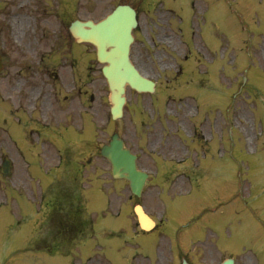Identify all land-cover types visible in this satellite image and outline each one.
<instances>
[{
    "label": "rangeland",
    "instance_id": "1",
    "mask_svg": "<svg viewBox=\"0 0 264 264\" xmlns=\"http://www.w3.org/2000/svg\"><path fill=\"white\" fill-rule=\"evenodd\" d=\"M121 1L85 0L80 17L99 20ZM126 1L140 7L132 59L159 86L153 94L128 88L124 115L113 120L102 64L95 48L87 44L86 89L94 100L86 96L85 109L81 107L86 110L85 129L77 117L80 104L70 109L63 90L45 111L40 104L20 99L15 76L19 23L0 22V56L6 66L0 73V165L6 155L15 167L11 179L0 180V245L17 239L21 250L10 261L17 264H129V260L158 264L163 260L160 256L165 264H175V244L169 233L211 209L215 214L192 224H197V231L189 229L181 237V242L186 237L183 247L195 264H218L231 255L237 264H264V0H160L173 14L172 25L189 37L188 44L185 37H160V45L152 41V37L158 39L152 30L155 21L162 23L155 9L146 13L142 0ZM167 17L164 13L163 18ZM194 30L200 35L196 43ZM189 47L197 55L186 64L189 74L171 82L178 73L177 59L189 55ZM37 83L41 91H52L47 81L38 77ZM115 131L138 153L139 166L157 180L139 198L127 181L112 177L110 163L99 152ZM64 132L75 135L72 143L78 142L64 153L68 160L78 158L83 164L81 183L73 182L72 187L85 188L93 233L70 254L49 255L34 250L30 242L37 211H46L40 196L56 170L45 168L41 177L30 182L23 166L58 164L57 151L62 154L67 147L53 143L47 149L46 142ZM28 152L43 159L34 161ZM136 202L158 219L173 214L169 231L163 229L156 238L154 234L135 237ZM76 213L72 207L70 216ZM9 222L17 223V230H7Z\"/></svg>",
    "mask_w": 264,
    "mask_h": 264
},
{
    "label": "flooded vegetation",
    "instance_id": "2",
    "mask_svg": "<svg viewBox=\"0 0 264 264\" xmlns=\"http://www.w3.org/2000/svg\"><path fill=\"white\" fill-rule=\"evenodd\" d=\"M74 3L75 0H0V20L8 23L14 19L19 23L20 33L17 39L19 49L15 76L20 97L23 98L28 90H37L40 94L36 98H45L41 101L43 109H50L59 90L65 92L73 90L72 93L78 96L80 110L86 105V89L83 88L87 70L86 47L72 37L69 28L72 17L77 18L75 14L79 15L83 10L84 1ZM133 7L139 15V8ZM145 11L151 13L149 9ZM156 13H158L157 20L163 23L162 25L155 21V27L152 28L158 39L164 36L170 38L173 35L171 30L177 35H182V29L171 23V10L159 11L156 8L154 14ZM164 13L167 14V19L163 18ZM38 77L42 82L47 81L52 91L48 93L41 91L37 83ZM68 135L67 132L57 134L59 146L68 147L70 139ZM62 162L63 169L69 167L68 161L62 159ZM5 226L11 231L13 228L17 230L18 225L15 223ZM19 249L16 238L13 242L4 241L0 245V264H11V260L17 259ZM177 254L181 258V264L182 254L180 251ZM129 264L134 262L129 261Z\"/></svg>",
    "mask_w": 264,
    "mask_h": 264
},
{
    "label": "water",
    "instance_id": "3",
    "mask_svg": "<svg viewBox=\"0 0 264 264\" xmlns=\"http://www.w3.org/2000/svg\"><path fill=\"white\" fill-rule=\"evenodd\" d=\"M135 16L131 7L120 5L98 22L76 20L71 25L73 36L78 41L92 43L97 49L98 60L106 63L102 71L109 85L114 119L123 115L126 85L140 92L153 91V83L141 75L130 60L132 29L137 25ZM101 153L111 163L113 176L129 180L131 191L140 196L149 183L148 174L137 167V156L125 146L123 139L115 133L111 141L102 147ZM9 168L10 160L5 158L1 169L4 176L10 175ZM135 212L142 228L151 229L154 226L141 205L135 207ZM183 264L188 263L184 261ZM223 264H234V261L227 259Z\"/></svg>",
    "mask_w": 264,
    "mask_h": 264
},
{
    "label": "trees",
    "instance_id": "4",
    "mask_svg": "<svg viewBox=\"0 0 264 264\" xmlns=\"http://www.w3.org/2000/svg\"><path fill=\"white\" fill-rule=\"evenodd\" d=\"M55 203L58 205L59 208L63 207L62 205H66L72 202L73 199V194L72 193H66V195L62 196L60 192H56L55 193ZM80 200V198H79ZM70 212V210H69ZM65 214L68 215V213L66 212ZM71 227L73 228V224L71 225ZM69 232H72V230H69Z\"/></svg>",
    "mask_w": 264,
    "mask_h": 264
}]
</instances>
